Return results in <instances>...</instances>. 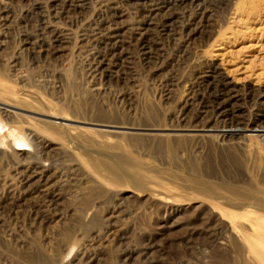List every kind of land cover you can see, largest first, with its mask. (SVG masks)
I'll return each mask as SVG.
<instances>
[{
  "label": "rangeland",
  "instance_id": "1",
  "mask_svg": "<svg viewBox=\"0 0 264 264\" xmlns=\"http://www.w3.org/2000/svg\"><path fill=\"white\" fill-rule=\"evenodd\" d=\"M256 217L264 0H0V264H261Z\"/></svg>",
  "mask_w": 264,
  "mask_h": 264
},
{
  "label": "bare ground",
  "instance_id": "2",
  "mask_svg": "<svg viewBox=\"0 0 264 264\" xmlns=\"http://www.w3.org/2000/svg\"><path fill=\"white\" fill-rule=\"evenodd\" d=\"M230 91L231 90L228 89V85L222 86V92H223L222 94L223 95L228 96ZM228 137H229L228 134H223V138H221V139H223V141H224ZM19 140H21V142L23 141L22 139H19ZM16 142H18V141H16ZM254 226H255L254 235L252 237L248 238L247 240L251 244L250 248H251L252 252L257 256L258 261L261 264H264V245L262 243V238L264 236V219L257 218L255 220Z\"/></svg>",
  "mask_w": 264,
  "mask_h": 264
}]
</instances>
